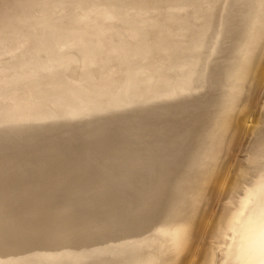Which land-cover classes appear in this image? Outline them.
Here are the masks:
<instances>
[{"label":"bare ground","instance_id":"bare-ground-1","mask_svg":"<svg viewBox=\"0 0 264 264\" xmlns=\"http://www.w3.org/2000/svg\"><path fill=\"white\" fill-rule=\"evenodd\" d=\"M0 264H264V0H0Z\"/></svg>","mask_w":264,"mask_h":264}]
</instances>
